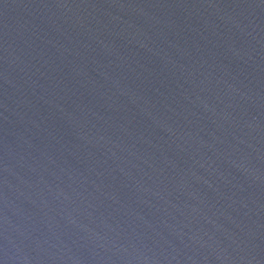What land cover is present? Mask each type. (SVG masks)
Listing matches in <instances>:
<instances>
[{
	"label": "water",
	"instance_id": "obj_1",
	"mask_svg": "<svg viewBox=\"0 0 264 264\" xmlns=\"http://www.w3.org/2000/svg\"><path fill=\"white\" fill-rule=\"evenodd\" d=\"M0 264H264V0H0Z\"/></svg>",
	"mask_w": 264,
	"mask_h": 264
}]
</instances>
